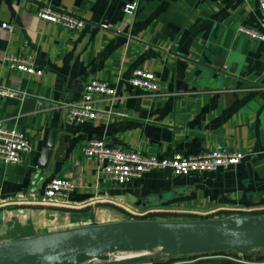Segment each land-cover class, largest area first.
<instances>
[{
    "label": "crops",
    "instance_id": "1",
    "mask_svg": "<svg viewBox=\"0 0 264 264\" xmlns=\"http://www.w3.org/2000/svg\"><path fill=\"white\" fill-rule=\"evenodd\" d=\"M127 4L136 5L134 13H124ZM42 6L79 13L86 24L68 32L43 22L36 16ZM261 19L258 0H0V87L18 93L0 97V124L21 132L29 145L20 164L0 162V241L131 220L135 211H152L155 220L264 215V44L238 32L244 26L264 33ZM17 54L32 56L43 74L10 68L4 57ZM137 69L152 72L166 95L131 86ZM94 78L114 86L116 97H96V119L69 122L68 106ZM25 98L36 101L32 111H23ZM48 104L62 109L48 166L40 169ZM92 139L159 157L215 149L245 156L213 174L178 178L152 171L116 186L98 173L97 161L83 156ZM53 178L69 180L73 191L44 203L20 201L42 195ZM203 257L198 264H236Z\"/></svg>",
    "mask_w": 264,
    "mask_h": 264
},
{
    "label": "built area",
    "instance_id": "2",
    "mask_svg": "<svg viewBox=\"0 0 264 264\" xmlns=\"http://www.w3.org/2000/svg\"><path fill=\"white\" fill-rule=\"evenodd\" d=\"M258 6L262 16L260 26L264 29V0H258ZM135 10V4H127L123 9L126 14H132ZM36 16L43 22L62 27L68 32L79 31L86 24L84 18L79 13L67 12L50 6L37 8ZM99 27L102 30H110L112 28L109 24H100ZM1 28L10 33L14 29L13 26L7 23L1 24ZM238 32L256 43L264 44V33L262 32L248 29L244 26H240ZM4 61L10 64V68L22 74L28 76H41L43 74V70L36 67L32 56L9 55L4 57ZM128 83L152 96L166 95L160 92L157 78L149 71L135 70ZM17 96L18 93L15 90L0 87V97L17 98ZM96 97L114 99L116 97V88L98 78L90 80L84 85L80 100L68 106L67 120L73 124H82L96 119L98 113L93 105ZM28 152L29 145L26 137L18 130L6 128L0 124V162L5 165L20 164ZM82 154L85 158L97 161L98 173L110 184L116 186L126 185L142 177L143 174L152 171H169L178 178L192 174H213L220 170H227L237 166L245 156L240 151L228 152L224 149H215L189 156L175 152L169 157H159L152 154H142L140 152L112 148L107 146L103 139L89 140L83 146ZM73 189L74 185L69 180L53 178L45 184L42 195L38 196L32 192L26 196H22L20 201L44 203L55 198H65ZM184 213L201 215L200 217L205 218L213 214H199L194 211ZM152 214V211H135L133 216L139 220H155ZM234 216L239 215H232L231 217ZM134 218L131 220H135ZM260 253V250H252L246 256L238 251H224L223 253L213 252L164 259L171 264H198L202 256H205L203 258L222 259L236 264H264V257H260Z\"/></svg>",
    "mask_w": 264,
    "mask_h": 264
},
{
    "label": "water",
    "instance_id": "3",
    "mask_svg": "<svg viewBox=\"0 0 264 264\" xmlns=\"http://www.w3.org/2000/svg\"><path fill=\"white\" fill-rule=\"evenodd\" d=\"M35 107V100H23V111H32ZM45 107L52 109V114L48 141L38 163L40 169L48 166L62 109L53 104ZM155 249L159 250L158 254L142 255ZM252 250H260V255L264 256V215L199 220H123L0 241V264H128L184 255ZM130 253L134 256H119Z\"/></svg>",
    "mask_w": 264,
    "mask_h": 264
},
{
    "label": "bare ground",
    "instance_id": "4",
    "mask_svg": "<svg viewBox=\"0 0 264 264\" xmlns=\"http://www.w3.org/2000/svg\"><path fill=\"white\" fill-rule=\"evenodd\" d=\"M158 252H159V250L158 249H155L152 252H145L142 255H144V256H152V255L158 254ZM133 256H134V254H131L130 253V254L125 255L124 257L127 258V257H133Z\"/></svg>",
    "mask_w": 264,
    "mask_h": 264
},
{
    "label": "trees",
    "instance_id": "5",
    "mask_svg": "<svg viewBox=\"0 0 264 264\" xmlns=\"http://www.w3.org/2000/svg\"><path fill=\"white\" fill-rule=\"evenodd\" d=\"M224 251H221V252H215V253H223ZM238 252H241V253H243L244 255H248V253H249V251H238ZM260 257H264V256H262V255H260Z\"/></svg>",
    "mask_w": 264,
    "mask_h": 264
},
{
    "label": "rangeland",
    "instance_id": "6",
    "mask_svg": "<svg viewBox=\"0 0 264 264\" xmlns=\"http://www.w3.org/2000/svg\"><path fill=\"white\" fill-rule=\"evenodd\" d=\"M165 198H170V195L165 196ZM182 218H185V216H181ZM127 254H119V256H125Z\"/></svg>",
    "mask_w": 264,
    "mask_h": 264
}]
</instances>
